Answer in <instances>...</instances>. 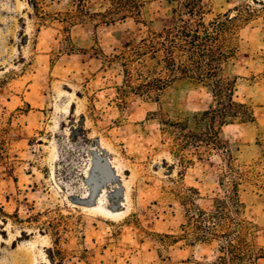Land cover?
<instances>
[{
  "label": "rangeland",
  "instance_id": "rangeland-1",
  "mask_svg": "<svg viewBox=\"0 0 264 264\" xmlns=\"http://www.w3.org/2000/svg\"><path fill=\"white\" fill-rule=\"evenodd\" d=\"M141 1L139 15L122 17L108 14L110 0H0V136L11 164L0 167V264L218 262L220 242L193 241L183 226L191 202L210 210L224 195L223 155L183 165L161 124L206 110L210 88L178 79L157 98L119 90L121 53L173 19L168 0ZM209 1L208 21L255 10L226 66L255 121L222 137L245 172L248 239L264 250V0Z\"/></svg>",
  "mask_w": 264,
  "mask_h": 264
},
{
  "label": "trees",
  "instance_id": "trees-1",
  "mask_svg": "<svg viewBox=\"0 0 264 264\" xmlns=\"http://www.w3.org/2000/svg\"><path fill=\"white\" fill-rule=\"evenodd\" d=\"M173 19L160 30H149L139 44L123 51L124 80L121 94L139 91L157 98L173 81L186 79L210 88L213 104L206 110L185 118H162V133L170 143L174 156L183 165L195 159L210 158L221 153L225 170L220 176L224 195L215 198L213 207L205 210L195 202L186 208L184 229L193 241L220 242L216 264H252L264 256L256 241L248 239V224L240 217L244 203L240 186L245 172L234 164L233 148L222 137L224 126L254 122L252 109L234 99L237 79L226 73L228 62L236 55V30L239 23L254 15L249 4L206 20L209 0H168ZM109 15H139L141 0H110ZM141 80V81H139ZM11 169L7 161V140L0 136V167ZM197 193V192H196ZM190 199V196H187ZM57 264H61V259Z\"/></svg>",
  "mask_w": 264,
  "mask_h": 264
}]
</instances>
